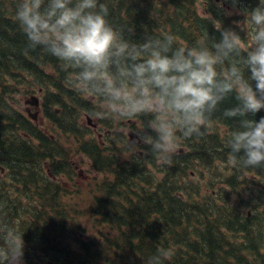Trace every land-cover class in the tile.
Returning <instances> with one entry per match:
<instances>
[{
  "label": "trees",
  "instance_id": "obj_1",
  "mask_svg": "<svg viewBox=\"0 0 264 264\" xmlns=\"http://www.w3.org/2000/svg\"><path fill=\"white\" fill-rule=\"evenodd\" d=\"M108 3L110 23L136 42L147 36L171 33L177 46H187L194 44L205 29L210 37L220 38L213 22L197 14V0H108ZM14 11L15 0H0V168L10 174L9 189L3 192L0 186V203L5 205L0 212L5 211L15 222L27 217L34 220L27 221L29 228L22 230L25 246L34 247L29 252L25 250V264H146L147 257L158 250L167 253L164 264H264V170L228 166L219 192L213 193L215 198L204 200L199 199L197 190L192 191L182 181L187 158L207 168L215 161L227 164L225 155L230 154L226 134L205 133L203 128L195 136L198 142L188 148V155H173L171 166L166 161L158 164L156 175L163 179L161 183L160 179L154 181L150 173L147 184H154L155 191L149 186L143 197L123 199L135 180L120 177L115 171L116 183L109 188L112 202L105 199L103 205L99 202L92 208V215L101 219L98 225L103 232L107 227L118 231L114 238L108 237V245L100 240L92 239L97 243L91 244V239L81 240L77 233L71 232L76 228L67 223L40 222L42 216L48 220L46 191H61L53 187L40 168L49 159L51 165L61 163L60 167L68 172L69 155H62L65 149L40 138L38 130L16 108L13 93L20 88L25 89L24 95L41 86L53 88L58 94L53 105L56 103L68 111L74 120L86 110L88 100L70 84L73 70L63 68L60 61L42 48L28 46ZM236 103L235 96H229L209 122L219 123L227 130L238 126L239 118L225 121L217 118ZM45 112L51 120H59L58 114L49 112L47 105ZM261 116L264 111L246 118L258 121ZM84 147L79 151L93 157V148ZM56 152L59 155H52ZM5 184L0 181V185ZM12 187L15 194L30 193L25 196L27 203L23 209L18 207ZM58 206V203L53 206V220L63 209Z\"/></svg>",
  "mask_w": 264,
  "mask_h": 264
},
{
  "label": "clouds",
  "instance_id": "obj_2",
  "mask_svg": "<svg viewBox=\"0 0 264 264\" xmlns=\"http://www.w3.org/2000/svg\"><path fill=\"white\" fill-rule=\"evenodd\" d=\"M225 2L220 0L217 7L226 16L243 17L248 40L206 13L220 24L218 40L205 29L187 46H177L171 33L136 42L110 23L108 0H15L14 15L30 48H42L73 70L70 84L96 101L94 117L148 118L136 131L148 151L128 137L126 147L134 157L144 152L170 160L180 141L200 135L234 95L236 105L217 117L239 118L238 126L226 132L231 163L264 170V116L246 118L264 110V0L251 8L231 0L228 10L223 9ZM23 235L0 215V264H25ZM165 255L158 250L146 264H164Z\"/></svg>",
  "mask_w": 264,
  "mask_h": 264
},
{
  "label": "rangeland",
  "instance_id": "obj_3",
  "mask_svg": "<svg viewBox=\"0 0 264 264\" xmlns=\"http://www.w3.org/2000/svg\"><path fill=\"white\" fill-rule=\"evenodd\" d=\"M25 93V89L24 88H20V90H15V92L13 93V97L12 99L15 102V106L16 108L23 113L24 116H26L25 113V109H27V107L30 108L31 113L34 112V108L30 107V106H26L24 104V101H28L29 96L31 95H36V94H28V95H24ZM27 96V97H26ZM26 98V99H25ZM38 98L44 101V95H40L38 96ZM45 102V101H44ZM52 110L57 109L58 107L54 105H51ZM38 111V117H36V122H34L31 126L35 127L38 130V126L40 125L42 130L44 132H46L44 129L45 127H49V120L44 119L41 115L43 112L41 111V109H37ZM59 113V112H57ZM82 126L84 128L85 126V122L84 120H82ZM57 130L52 131L53 135L58 137V135L60 134L59 132V128H56ZM61 130V129H60ZM215 131L217 132H224L223 128L220 126H216V128H214ZM84 133V136H80L77 135L76 137L78 138H87V136H93V133L89 132V131H82ZM125 133H128V129H125ZM60 140H61V144L64 145L65 147H69L70 145H76L74 143L73 140H69L64 136V133L61 132V136H60ZM94 141H97V143L99 144V139L97 137V135L91 139ZM89 140V141H91ZM101 142V141H100ZM182 149V151L187 152V148L184 147V145H180V147L178 148L177 152ZM111 153L112 154H120V155H127V152H122L118 149H111ZM77 160L79 161V163L81 164V166L79 167V172L78 174L80 176H78V178L76 177V184H78V186H73V187H67L68 185V178H64V181H62L61 185L64 188H67V190L65 189V191H67V195H66V199L62 200L61 204L63 205V207H66L68 209V211H70L71 216L79 219H74L77 220V222L75 223V225L80 226L82 229H84V236L86 237L87 240L89 239H93V238H97L100 237V235L103 233V228L102 226H99L98 224H100L99 220H95L91 217L88 216V209L90 207V203L93 202V199L95 198H99L101 196V194L104 191V187L102 182L107 179H110V176H106L104 174H96V172L94 171V169L92 167H90V164L87 163L86 161H82L81 160V155H79L78 153L76 155H72L71 157V161L73 162H77ZM45 166L43 165V167L41 169H43ZM224 165L220 162L215 161V163L211 166V168L209 169V171L206 168H203L201 166L198 165V163L193 162L192 165L188 168H186V173H188L189 171H192L194 173L193 177H190L188 180L190 181L191 185H195V183L201 184L202 186L205 185L206 183L208 184L209 182H213L214 180L212 178H210L209 173L212 174V171H216V177H215V185H214V189L215 193L217 194L219 192L220 189V185H221V175H225L226 171H224ZM50 171H52V168H50ZM87 171V172H86ZM83 172V175L81 174ZM209 172V173H208ZM53 175V173L51 174ZM8 172H5L4 174H0V179L1 182L6 183L7 185H9V179H8ZM75 178V177H74ZM204 179V181L202 182L201 179ZM59 176L54 175L52 177V180H50V182L54 183L55 180H58ZM160 179V183L162 182V178H160L158 175H154L153 176V180H159ZM6 181V182H5ZM60 181H61V177H60ZM72 183V182H71ZM69 190V191H68ZM78 190V197H76V195L74 196L73 199H71V195L72 193ZM194 189H192L193 191ZM200 193H202L201 191H198ZM210 192V190H209ZM208 192V193H209ZM203 193H207L206 190H203ZM213 193V192H212ZM30 193H27V195H29ZM90 197H92L93 199H91ZM96 200V199H95ZM16 203L18 205L19 208H24L26 206L27 203V197H22V192L18 193V199L16 200ZM0 206L1 203H0ZM5 205H3L4 207ZM2 207V209H3ZM65 209V211H67ZM9 213H11V211L8 209ZM0 215H4L7 217V220L12 223L13 225L16 226L14 219H12V216H7V213L5 211L0 212ZM79 221V222H78ZM94 240V239H93Z\"/></svg>",
  "mask_w": 264,
  "mask_h": 264
},
{
  "label": "flooded vegetation",
  "instance_id": "obj_4",
  "mask_svg": "<svg viewBox=\"0 0 264 264\" xmlns=\"http://www.w3.org/2000/svg\"><path fill=\"white\" fill-rule=\"evenodd\" d=\"M220 2V0H199V4L197 6V11L198 13L203 16L207 17L210 14L211 16H216V19L220 20L222 17H227L224 15V11L221 8L217 7V4ZM257 3V0H240V3L238 4V7H254ZM231 8V0H227L223 4V9L228 10ZM207 13V14H206ZM231 18L233 19V23L236 26L241 27V30H245V25L243 23V17L240 15H232ZM237 22H240L239 25ZM237 30V29H236ZM242 37L245 39L246 34H241ZM94 127H90L89 129L91 132L95 133L98 137V139L101 141L104 147H100L99 144L97 143L96 145L93 144V142H90L89 147H92L94 152L93 157L87 156L86 157V162L90 164V167L94 169L96 174H115V171H118V173H123L125 170H128L130 172H133L135 168L137 167L138 163H146L147 161V156L144 155V152H140L137 154L140 158H136L133 156L132 152L127 148L124 151L123 143L121 142V138L119 137L118 132H112L110 135V138L108 140L110 141V146L106 143L107 139L102 140L103 136H108L109 132H104L103 134L99 133L98 128L99 126L94 124ZM138 147L140 148L141 142L138 141ZM118 149L122 152H127V157L128 159H125V155H120V154H112L110 152L111 149ZM89 155V154H87ZM77 167H74V170H76ZM47 173L51 175L52 173L50 170H47ZM53 175H55L53 173ZM53 194L51 195L50 193L47 195V198H51Z\"/></svg>",
  "mask_w": 264,
  "mask_h": 264
},
{
  "label": "water",
  "instance_id": "obj_5",
  "mask_svg": "<svg viewBox=\"0 0 264 264\" xmlns=\"http://www.w3.org/2000/svg\"><path fill=\"white\" fill-rule=\"evenodd\" d=\"M28 103L31 105H37V100L35 98H31V100Z\"/></svg>",
  "mask_w": 264,
  "mask_h": 264
},
{
  "label": "bare ground",
  "instance_id": "obj_6",
  "mask_svg": "<svg viewBox=\"0 0 264 264\" xmlns=\"http://www.w3.org/2000/svg\"><path fill=\"white\" fill-rule=\"evenodd\" d=\"M6 29V28H5ZM17 29V28H16ZM130 32V31H129ZM28 63V62H27ZM30 63H31V61H30ZM28 65V64H27ZM32 66V65H31ZM36 66V65H35ZM110 152H111V150H110ZM47 203V202H46ZM44 209V208H43ZM41 214V213H40ZM17 220H19V219H17ZM31 229V228H30ZM191 254V253H190ZM189 258V257H188ZM203 263V262H202Z\"/></svg>",
  "mask_w": 264,
  "mask_h": 264
}]
</instances>
